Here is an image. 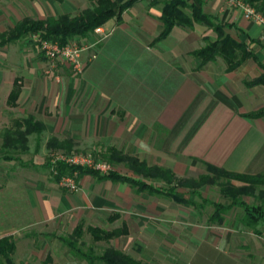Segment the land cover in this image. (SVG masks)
<instances>
[{"label": "crops", "instance_id": "0c3cea01", "mask_svg": "<svg viewBox=\"0 0 264 264\" xmlns=\"http://www.w3.org/2000/svg\"><path fill=\"white\" fill-rule=\"evenodd\" d=\"M96 1L0 0V34L24 18L77 16ZM151 1L140 0L119 21L108 20L100 27L103 36L94 32L73 38L85 46L79 74L66 64L50 67L31 38L0 46V135L28 118L43 126L40 134L27 136L23 155L30 156L28 166L16 170L17 160L0 162V172L6 173L0 184V239L15 241L19 232L33 227L61 231L86 220L90 227L120 222L103 230L125 231L110 241L123 252L133 242V226L145 229L150 220L170 226L177 206L203 209L191 197L204 198L202 190L207 186L196 193L177 187L174 196L168 195L166 190L174 183L142 178L115 159L111 163L118 175L150 184L158 192L103 175L77 173L78 190L67 193L58 187L45 158L66 152L67 146L50 148L51 139L69 142L70 151L109 156L117 152L147 167L166 169L177 179L197 178L206 164L238 175H264V117H248L264 110V80L251 85L264 77V28L246 20L224 0H186L225 25L223 33L250 54L235 69L227 70L221 56L202 64L194 55L218 39L204 24L175 26L158 39L162 6ZM14 85L19 95L13 106L7 99ZM5 155L1 144L0 157ZM175 197L188 203H178ZM214 234L199 235V240L211 244L198 257L202 264H264V247L257 241L251 247L233 245ZM263 234L255 232L254 237L261 239ZM214 236L216 243L206 239ZM150 243L154 252L156 243ZM188 245L180 256L187 253ZM17 251L16 245L13 264H20L14 260Z\"/></svg>", "mask_w": 264, "mask_h": 264}, {"label": "trees", "instance_id": "16d2710c", "mask_svg": "<svg viewBox=\"0 0 264 264\" xmlns=\"http://www.w3.org/2000/svg\"><path fill=\"white\" fill-rule=\"evenodd\" d=\"M140 0H97L90 8L83 10L77 16L70 17L68 15L58 16L57 18H47L45 20H32L24 18L18 22L7 33L0 34V46L10 42H14L23 38H30L32 35H38L41 39L57 42L63 46L70 42L75 37H85L88 34L95 32L108 20L116 18L117 21L121 19L122 13L128 8L132 7ZM244 3L253 7L257 12L264 15V0H243ZM151 5H161L162 32L158 39H163L169 35L175 26L191 27L193 23L204 24L212 28L218 35V39L208 44L203 49L194 53V55L205 64L212 61L216 56H221L227 64V70L235 69L246 57L250 54L245 53V47L233 41L228 35L223 33L225 25L215 23L207 14L194 3H189L186 0H152ZM188 10L187 14L185 11ZM34 45L37 46L36 43ZM264 77L254 81L251 85L260 84L263 82ZM19 95L18 86L14 85L13 90L10 92L7 102L10 105H15ZM251 118L264 117V110L248 115ZM43 130L41 123L34 121L33 118H28L20 121L15 126L13 131L4 130L1 132L2 147L6 150V155L2 157L4 161L18 160L15 153H25L27 151V136L36 133L40 134ZM50 148H57L67 146L66 152L71 149L69 142L58 143L55 139H51L48 143ZM99 155V154H98ZM114 155V156H113ZM102 159L111 163V160L116 162L126 163L136 175L145 179H151L165 184H173L174 186L166 190V194L172 196L177 187L186 188L196 193L199 189L209 186H217L219 193L224 198L230 200L226 206L221 203H211L213 207L212 214L208 217V224L211 226H222L224 224V214L231 208L238 207L244 211V219L242 224L246 227L253 229L258 233L256 226L264 225V206L262 205H248L242 202L241 197L253 196L255 191L264 187V175L258 176H244L234 173H229L223 169L206 164L205 173L199 175L195 179H177L170 171L160 167H147L144 163L137 161L134 158L121 156L117 152L111 155H99ZM112 164V163H111ZM48 166L51 168L48 161ZM51 170V169H50ZM56 172L53 176L59 182L62 176H70L73 173L90 174L99 176L98 173L88 169L74 168L66 166L62 163H57L54 166ZM53 174V172L51 171ZM101 178L113 179L117 181L128 182L132 186H136L142 190L155 192L154 186L146 184L140 180H132L124 176L118 175L115 171H111L106 175L100 176ZM239 184V185H237ZM158 192V190L156 191ZM264 196V193H262ZM178 203H188L184 199L175 197ZM204 203H208L203 200ZM86 232L90 234L94 243L105 242L109 243L111 240L118 238L124 234L123 229H114L106 231L97 227H88ZM82 225L78 224L72 233V240L61 239L71 252L78 254L82 258L89 260V264L98 262L99 264H145L140 260H136L131 256L113 248H106L99 256H86L80 253L77 249V241L82 237ZM16 244L12 237H4L0 239V260L5 264H13L12 256L15 252ZM0 263H2L0 261Z\"/></svg>", "mask_w": 264, "mask_h": 264}, {"label": "rangeland", "instance_id": "374dc122", "mask_svg": "<svg viewBox=\"0 0 264 264\" xmlns=\"http://www.w3.org/2000/svg\"><path fill=\"white\" fill-rule=\"evenodd\" d=\"M75 42L79 45H82L78 41ZM1 144L2 143L0 141V145ZM75 151L94 152L91 150ZM14 156L18 159L15 163L14 169L18 170L19 167L26 164L28 166L30 164L29 155L17 153V155L14 154ZM45 158L50 161L51 154ZM0 162L2 165V162L6 161L0 157ZM111 165L114 168V165ZM22 175H24V173ZM4 176H6V173L3 170L0 172V184L2 183L1 179L4 178ZM202 191V196L204 198H197L194 196L191 197V199L197 205H203L202 210H200V208L193 209L192 207L185 208L182 206H177L175 220H173L172 223H168L170 226H162V223L159 224L154 220H150L149 223H146L145 229L143 228L137 230L136 227L133 226V229L131 230V239L134 243L130 242L127 248H124L122 251L139 259L145 264H200L202 261L198 260V257L203 253L204 249L211 244L203 243L202 240H199L201 239L199 235L206 234L207 231L214 232V235H220V241L229 240L233 245H244L251 247L255 244L254 241H257L256 245L264 247V234L262 237H260L261 239H256L254 237L255 231L242 224V220L244 219V211L242 208L234 207L227 211L224 214L225 221L222 226L209 225L206 219L213 211V207L210 206V202L221 203L222 205L226 206L230 203V200L220 195L217 186H208ZM262 193H264V187L255 191L253 196L241 197V200L248 205L264 206V196ZM1 197L2 196H0V199H2ZM202 199H207L209 203L203 204ZM79 223L80 222L72 223L68 225L67 228L61 229V231H53L51 229H45L41 226L19 232L18 236L15 237L18 251L15 254L14 260L16 262L19 261L20 264H89V260H86L78 254L71 252L61 240H72L73 230ZM81 225L83 234L81 239L77 241L76 246L83 255L99 256L106 248L117 247L114 242L94 243L90 234L86 232L87 228L90 227L89 220L84 221V223ZM117 225H120V222L114 225H111V223H109V225L104 224L103 226H98L97 228L110 230ZM254 229H256L258 232L264 233L263 224L256 226ZM190 232H196L197 234L192 235ZM152 234H154L153 237L151 236ZM206 239L214 243L217 242L215 236L207 237ZM190 240L197 241L190 242ZM150 242L156 243L154 252L152 251L153 245ZM186 245H188L187 253L183 256H180L182 247ZM252 260L254 261V259H251L250 261ZM92 264L99 263L94 262Z\"/></svg>", "mask_w": 264, "mask_h": 264}, {"label": "built area", "instance_id": "2783aa9c", "mask_svg": "<svg viewBox=\"0 0 264 264\" xmlns=\"http://www.w3.org/2000/svg\"><path fill=\"white\" fill-rule=\"evenodd\" d=\"M224 2L229 6L238 8L246 20L261 25L264 28V15L244 3L243 0H224ZM95 32L103 36L100 28H97ZM30 38L37 44L40 54L49 63L50 67L61 63L71 67L75 73H81L82 64L80 62V55L84 51L85 46L77 44L75 40H71L66 45L61 46L57 42L41 39L38 35H32ZM49 163L52 166L51 171L53 174L56 173L54 166L57 163H62L69 167L92 170L99 175H106L114 170L110 163L94 152H55L51 154ZM76 174L75 172L70 176H62L58 182V186L67 193L76 192L78 190Z\"/></svg>", "mask_w": 264, "mask_h": 264}]
</instances>
